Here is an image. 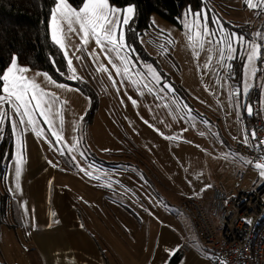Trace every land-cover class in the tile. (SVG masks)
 I'll return each mask as SVG.
<instances>
[{
  "label": "rangeland",
  "instance_id": "1",
  "mask_svg": "<svg viewBox=\"0 0 264 264\" xmlns=\"http://www.w3.org/2000/svg\"><path fill=\"white\" fill-rule=\"evenodd\" d=\"M202 1L204 5L200 10L207 12L208 25L217 35H220L219 25L212 23L213 19H217L226 32L244 35L248 40H252L257 31L264 32V13L257 15L244 0ZM183 14L177 24L155 13L151 16L150 28L143 32H135L134 18L130 25L133 31L126 33L127 42L134 49L129 55L137 64L136 70L146 72L144 65H152L162 76L161 85L144 81L152 87L151 92L143 84L133 86L127 81L122 82L101 56L99 62L109 68L117 82L114 87L108 74L98 72V65L86 52H75L80 45L77 36L72 35L66 41L68 57L61 49L66 60L63 76L85 84L98 99V109L90 121L86 117L92 96L73 85L55 81L47 72L27 67L30 69L28 76H35L42 87L67 102L63 105L62 128L59 119L55 120L57 129L62 131L63 142H57L42 121V137L21 126L19 131L25 162L17 179L16 136L12 132V153L5 180L0 183V192L5 191L10 196L8 217L0 227V264H41L30 238L34 208L26 188L29 177L23 140L25 131L39 142L46 159L55 169L51 197L60 190L70 196L72 204L84 223L87 222L86 226L91 228L89 231L99 238L107 255L112 254L111 243L120 239L131 242V247L134 246L137 252L143 245L152 253L163 222L176 225L179 219L186 221L178 207L188 197L195 196L209 202L216 188L227 193L236 191L240 184L236 174L247 170L248 164L235 144L243 142L245 131H250L252 126L243 105H251L249 96L260 83L264 117V63L261 73L258 70L256 78L249 79L254 86L247 96L239 100L241 106H237V98L230 100L229 92L241 87L245 53L238 50L236 58L230 61L233 70L237 66L242 68L235 86L231 81L233 72L221 69L215 59L213 69H205L204 64L210 54L207 45L203 51L197 48L199 58H194L182 23ZM92 50L99 51L94 41L87 45V51ZM76 56L82 59L78 60ZM68 59L72 60V67L80 79L69 78L73 73L68 67ZM257 65L259 68V61ZM36 73H47L67 89L49 84L43 75L36 76ZM164 83L170 84L175 91L165 88L161 92ZM129 97L136 100L135 106ZM6 125L11 128L6 121L3 130ZM72 146L75 150L69 153L68 147ZM58 149H62L64 154L61 155ZM81 168L91 175L85 174ZM262 183L258 171L254 167L249 168L243 185L259 187ZM112 200L120 201L119 205H125L132 213L115 207Z\"/></svg>",
  "mask_w": 264,
  "mask_h": 264
},
{
  "label": "snow or ice",
  "instance_id": "2",
  "mask_svg": "<svg viewBox=\"0 0 264 264\" xmlns=\"http://www.w3.org/2000/svg\"><path fill=\"white\" fill-rule=\"evenodd\" d=\"M245 4L256 11L257 15L264 13V0H244ZM135 18V7L126 6L121 9L110 3V0H82L79 8L73 6L70 0H54V7L50 12V30L51 39L61 49L64 50L65 57H68L66 41L72 35L80 40V45L76 47L75 52H86L94 63L98 65L97 71L108 74L109 80L116 87V80L109 68L100 63L101 56L111 65L117 77L123 81L131 83L133 86L143 84L149 92L153 91L149 84L144 81L150 80L156 85H161L162 76L156 71L152 65H144L146 72L137 71V64L132 60L129 53L134 49L127 42V31H133L131 24ZM182 23L186 29V35L189 46L193 49L194 58H199V51L205 50L210 53L204 68L213 69V60L221 69H227L228 73L233 72V64L230 61L236 58L238 50H243L244 66L241 87L233 89L229 92V99L237 98V106L239 100L247 96L253 84L249 83V79L254 80L259 70L257 61L264 59V32L257 31L253 34V39L248 40L244 35L235 32H226L217 19H213L212 23L219 25L220 35L213 31L208 25V14L206 11L200 10L193 12L191 6L183 14ZM155 22L153 21V25ZM97 45L99 51H87V45L93 42ZM259 41V42H257ZM171 43V41H169ZM215 53V56L212 55ZM113 56L115 59H113ZM76 59H82L76 56ZM116 61H119L117 63ZM68 67L73 73L70 79H80L75 74L72 67V60L68 59ZM29 68L20 66L17 57L13 56L9 66L0 74V132L3 131V125L7 121L12 128L13 134L16 136V167L15 174L17 179L21 175V166L24 164L22 153V139L19 131L21 126L30 128L37 137H42L44 129L40 127L41 121L48 126L53 137L57 142H63L62 131L58 130L55 120L58 118L61 128L63 126V105L66 101H61L56 93L48 91L36 81L35 76H28ZM43 75L49 84L55 87L67 89L64 84H58L47 73H36V76ZM223 78V77H221ZM225 83L227 81L225 80ZM167 88L175 91L170 84L164 83L160 91ZM139 91V89H137ZM206 90H208L206 88ZM143 95V93H140ZM133 106L136 100L129 97ZM59 105V106H58ZM244 110L251 115L253 108L251 105L244 104ZM147 123V121H145ZM203 135V133H201ZM175 139V137H167ZM250 140H255V147L264 150V140L257 137L255 130L245 131L243 143L246 146H253ZM61 155L64 154L62 149H58ZM75 147H68L71 153ZM83 156V153L80 154ZM75 157H72L75 162ZM246 164L252 165L264 179V156L258 157L256 160H246ZM85 174L91 175L86 169L81 168ZM208 187H211L209 185ZM19 188V184H17ZM227 203V201H225ZM246 223H251L247 221ZM174 254V253H173Z\"/></svg>",
  "mask_w": 264,
  "mask_h": 264
},
{
  "label": "crops",
  "instance_id": "3",
  "mask_svg": "<svg viewBox=\"0 0 264 264\" xmlns=\"http://www.w3.org/2000/svg\"><path fill=\"white\" fill-rule=\"evenodd\" d=\"M23 140L29 177L27 196L34 208L30 238L41 264H169L180 251L183 255L177 264H211L208 251L192 221L183 213L186 221L179 219L176 225L167 222L160 225L152 253L143 245L137 252L134 246L131 247V242L120 239L111 243L112 254L107 255L99 238L89 231L91 228L86 226L87 222L84 223L80 212L72 204L70 196L60 190L51 197L55 169L46 159L39 142L28 131L24 132ZM34 157L37 159L34 160ZM113 202L115 207L126 212L125 205H117L116 200Z\"/></svg>",
  "mask_w": 264,
  "mask_h": 264
},
{
  "label": "trees",
  "instance_id": "4",
  "mask_svg": "<svg viewBox=\"0 0 264 264\" xmlns=\"http://www.w3.org/2000/svg\"><path fill=\"white\" fill-rule=\"evenodd\" d=\"M70 2L77 8L82 4V0ZM110 3L119 8L130 5L135 7V32L149 29L151 16L155 13L178 24L186 8L191 6L193 11H197L204 5L202 0H110ZM53 7L54 0H0V74L15 56L19 65L47 72L55 81L75 86L86 95L92 96V105L86 117L90 121L98 109V99L85 84L68 80L62 74L66 70V60L50 34V12ZM263 63L264 59L259 61V73ZM241 70V66L233 70L231 81L234 86L239 82ZM250 97L251 94L249 100ZM12 148V131L6 125L0 142V183L5 180ZM9 206V194L0 192V227L6 222ZM182 255L181 251L175 254L169 264H177Z\"/></svg>",
  "mask_w": 264,
  "mask_h": 264
},
{
  "label": "built area",
  "instance_id": "5",
  "mask_svg": "<svg viewBox=\"0 0 264 264\" xmlns=\"http://www.w3.org/2000/svg\"><path fill=\"white\" fill-rule=\"evenodd\" d=\"M250 102V131L255 130L257 137L264 140L260 83L252 91ZM250 143L253 146L237 141L235 147L247 160L264 156V150L255 147L257 141ZM249 168L253 166L248 164ZM248 169L236 174L240 184L234 193L216 188L210 202L190 197L178 207L192 221L211 264H264V179L259 187L243 185Z\"/></svg>",
  "mask_w": 264,
  "mask_h": 264
}]
</instances>
